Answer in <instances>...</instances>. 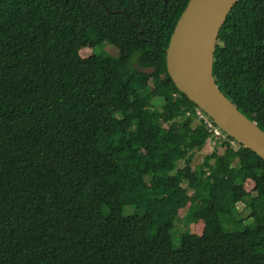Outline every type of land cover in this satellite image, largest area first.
Here are the masks:
<instances>
[{"label":"trees","instance_id":"1","mask_svg":"<svg viewBox=\"0 0 264 264\" xmlns=\"http://www.w3.org/2000/svg\"><path fill=\"white\" fill-rule=\"evenodd\" d=\"M188 2L0 0V264H264V159L228 135L193 165L210 131L165 52ZM214 77L264 130V0L228 14Z\"/></svg>","mask_w":264,"mask_h":264},{"label":"water","instance_id":"2","mask_svg":"<svg viewBox=\"0 0 264 264\" xmlns=\"http://www.w3.org/2000/svg\"><path fill=\"white\" fill-rule=\"evenodd\" d=\"M238 1L189 0L165 50L167 66L176 86L190 100L236 142L264 159V130L222 92L214 77L219 33Z\"/></svg>","mask_w":264,"mask_h":264},{"label":"rangeland","instance_id":"3","mask_svg":"<svg viewBox=\"0 0 264 264\" xmlns=\"http://www.w3.org/2000/svg\"><path fill=\"white\" fill-rule=\"evenodd\" d=\"M92 53H96V54H106V55H119V49L108 43V42H103L95 47H85L81 50V55L83 57H87L89 55H91ZM197 124V122H194V125ZM213 143V141H211ZM215 145H211V144H206L204 146V148H202L200 151H197L194 161H193V165H197L200 164L203 159L204 156L206 154L211 153L214 149H215ZM220 152H223V148L220 149ZM180 166H183V163L180 164ZM229 172H234V169H230ZM255 183L253 180H248L246 182V189L249 191H252L253 187H254ZM238 206V218H244L245 220V224L251 223L252 222V218L249 217L250 214V208H248L243 202H239L237 204ZM193 210V214L195 219L193 220V222L190 224V229L191 231H194L196 233H202L203 229H204V223L203 220H201L203 212L199 207H191ZM126 212H130L133 213L135 211H138L140 214H144L146 213V208L139 206L136 208H133L132 206H128L125 210ZM185 214H186V210L182 209L180 211V219L178 221V227L175 226L172 233L174 235V239L176 241V243H179V235L181 233V230L184 229L185 226Z\"/></svg>","mask_w":264,"mask_h":264},{"label":"built area","instance_id":"4","mask_svg":"<svg viewBox=\"0 0 264 264\" xmlns=\"http://www.w3.org/2000/svg\"><path fill=\"white\" fill-rule=\"evenodd\" d=\"M195 114L197 121L210 131L208 144H213L216 147L221 142L229 141L228 134L203 109L197 107ZM211 141H213V143ZM219 148L222 149L223 147L221 148L219 146Z\"/></svg>","mask_w":264,"mask_h":264},{"label":"clouds","instance_id":"5","mask_svg":"<svg viewBox=\"0 0 264 264\" xmlns=\"http://www.w3.org/2000/svg\"><path fill=\"white\" fill-rule=\"evenodd\" d=\"M207 144H208V140H207Z\"/></svg>","mask_w":264,"mask_h":264}]
</instances>
